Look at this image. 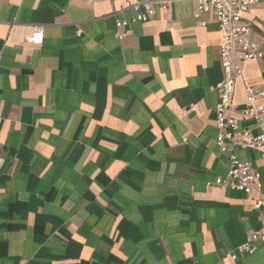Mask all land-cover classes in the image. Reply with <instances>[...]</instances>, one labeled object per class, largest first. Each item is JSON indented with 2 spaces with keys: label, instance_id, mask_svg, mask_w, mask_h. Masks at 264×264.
Returning <instances> with one entry per match:
<instances>
[{
  "label": "crops",
  "instance_id": "crops-1",
  "mask_svg": "<svg viewBox=\"0 0 264 264\" xmlns=\"http://www.w3.org/2000/svg\"><path fill=\"white\" fill-rule=\"evenodd\" d=\"M123 2L0 0V264H264V242L237 249L264 206L205 188L228 164L215 18L201 26L192 0L175 1L118 39L115 19L133 15ZM244 18L264 49V3ZM38 24L42 41L26 42ZM263 83L264 59L246 62L236 117L245 87ZM235 152L264 192L258 154Z\"/></svg>",
  "mask_w": 264,
  "mask_h": 264
},
{
  "label": "built area",
  "instance_id": "built-area-1",
  "mask_svg": "<svg viewBox=\"0 0 264 264\" xmlns=\"http://www.w3.org/2000/svg\"><path fill=\"white\" fill-rule=\"evenodd\" d=\"M118 1V0H112ZM180 0H124V9L133 10L129 18H116L115 36L122 39L132 32L130 25L134 22H146L156 13V8L168 9L169 5ZM194 3V18L201 26L207 21L202 19L205 13H211L216 20L220 34L219 55L222 77L213 85L217 92L214 107V123L217 128L215 137L219 151L226 155L228 164L224 176H217L213 181H207L205 188L213 185L223 189L240 191L253 195L255 206H264V192L260 189V172L248 158H241L235 152L253 150L258 154L260 166L264 168V104L257 106V99L264 98V83L259 90L252 86L245 87V100L239 109L240 118L234 115L238 105L233 102L235 82L243 72L246 62L253 59H264V49L249 36L250 23L244 14L258 2L264 0H192ZM123 27V31H118ZM78 34L81 30L78 29ZM43 39V26L35 25L32 33L25 38L26 42L40 43ZM190 104L187 110H193ZM241 120L253 121L259 124L261 130L253 133L250 126H241ZM258 242H264V224L250 232L245 240L237 246L239 252L251 254L258 248ZM235 254L231 258L235 259Z\"/></svg>",
  "mask_w": 264,
  "mask_h": 264
}]
</instances>
